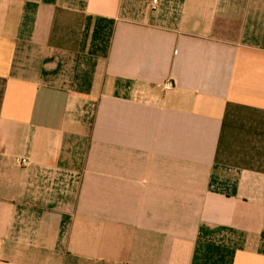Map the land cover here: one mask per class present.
Listing matches in <instances>:
<instances>
[{
    "label": "crops",
    "instance_id": "0c3cea01",
    "mask_svg": "<svg viewBox=\"0 0 264 264\" xmlns=\"http://www.w3.org/2000/svg\"><path fill=\"white\" fill-rule=\"evenodd\" d=\"M152 5L0 0V264H264V0Z\"/></svg>",
    "mask_w": 264,
    "mask_h": 264
},
{
    "label": "built area",
    "instance_id": "2783aa9c",
    "mask_svg": "<svg viewBox=\"0 0 264 264\" xmlns=\"http://www.w3.org/2000/svg\"><path fill=\"white\" fill-rule=\"evenodd\" d=\"M157 3V0H152V8H155V4ZM173 86V82L172 81H166L162 84V88L163 89H169ZM25 162V159H22V163ZM123 264H126V263H123Z\"/></svg>",
    "mask_w": 264,
    "mask_h": 264
}]
</instances>
